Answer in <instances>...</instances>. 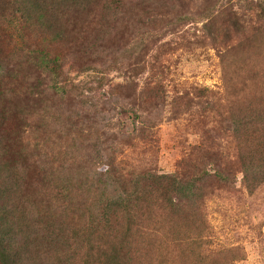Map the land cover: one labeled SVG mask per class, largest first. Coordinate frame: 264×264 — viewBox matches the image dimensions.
<instances>
[{
	"label": "rangeland",
	"instance_id": "1",
	"mask_svg": "<svg viewBox=\"0 0 264 264\" xmlns=\"http://www.w3.org/2000/svg\"><path fill=\"white\" fill-rule=\"evenodd\" d=\"M137 9L133 29L148 13L156 22L152 29H144L141 25L138 34L143 32L145 37H150L146 52L162 55L161 60L168 68L161 73L139 64L136 75L130 76L125 69L134 62L114 64L112 61L114 41L107 47L102 45L106 47L103 54L91 56L95 61L90 64L91 76L76 75L73 66L65 68L66 74H61L60 70L53 75L44 74L30 64L26 71H19L13 50L22 43L29 44L33 50L52 53V58L61 57L63 46L50 44V31H46L44 41L36 30L25 33L12 20L1 26L7 37L0 32V189L4 188L3 184L7 185L0 200L8 215V227L14 231L13 244L26 249V257L32 264H69L58 263L59 256L54 255L60 251L61 243H57L50 254L44 251L50 243L45 241V236L50 234L47 231L49 214L53 213L50 220L58 229L52 236L63 231L68 239L71 236L76 240L72 230L77 224L83 227L93 224L95 228L104 225L102 210L107 205L106 200L111 198V190L106 185L105 196L94 191L97 181L94 166L89 162L99 149L98 144L105 142L102 148H107L115 135L118 138L113 144L117 149L116 169L128 176L135 177L136 173L146 171L172 174L175 170L187 175L195 166L214 175L216 165L234 168L235 188L239 193L234 191L226 196L216 193L206 200L214 233L211 241L217 247H240L242 259L234 264H264V186L248 196L242 175L237 172L240 152L235 147L238 142L233 136L225 138L222 135H214L211 142L204 133L220 128L223 120L228 121L227 100L243 83L232 70L228 71L232 75L230 81L225 78L224 71L228 69H224L227 67L220 54L234 59L237 50L229 47L226 50L224 40H219L223 36L222 22L236 18L255 22L260 16L262 19L264 0H157L152 10L142 4ZM113 16L106 14L110 20ZM92 26L94 24L90 31ZM233 37L236 40L234 34ZM96 71H105L109 78L104 94L101 90L87 92L96 82L93 75ZM65 77H68L67 82L83 81V92L75 89L66 96L58 92L53 85L63 83ZM127 81L136 89L164 84L168 102L182 93L187 98H195L196 88H205L214 92L207 96L211 103L214 102V112L199 121L193 112L184 114V101H180L176 108L167 106L159 113L152 110L150 121L145 123V132H141V123L135 122L133 114L126 110L130 107L128 101L118 98L126 95L125 92L119 94L118 86ZM27 85L35 92L34 96L24 95ZM198 109L204 114L205 108ZM177 114L181 116L176 117ZM88 163V173L81 177L85 169L80 166ZM66 165L76 170L67 173L63 169ZM55 179L56 186L50 183ZM62 190L74 194L71 196L75 198L71 200L65 195L57 205L54 202ZM52 205L57 208L51 212ZM159 207L153 212L174 230V220L165 215L167 209L162 204ZM70 245L73 247V242ZM68 251L67 248L64 254ZM37 253H42V257L49 255L55 262H46ZM75 256L70 257L72 264H81V257Z\"/></svg>",
	"mask_w": 264,
	"mask_h": 264
},
{
	"label": "trees",
	"instance_id": "2",
	"mask_svg": "<svg viewBox=\"0 0 264 264\" xmlns=\"http://www.w3.org/2000/svg\"><path fill=\"white\" fill-rule=\"evenodd\" d=\"M156 3L157 0H0V32L6 36L1 26L12 20L25 33L36 30L44 41L47 39L46 31H50V44L63 46L61 57L52 58V53L33 50L29 44L22 43V46L13 50L19 71H26L30 64L37 72L53 75L58 70L63 74L67 66H73L76 75L91 76L90 64L95 62L91 56L94 53L103 54L107 44L114 41L112 61L114 64L120 61L134 62L129 65V69H125L130 76L136 75V66L139 64H143V68L148 66L152 72L156 69L161 73L162 69L168 68L164 60H161L162 55L159 53V56H153L146 52L150 37H145L143 32L138 34L141 25L144 29H152L156 23L153 15L148 13L133 29L138 6L142 4L152 10ZM107 13L114 15L112 20L106 18ZM91 24L94 26L90 31ZM222 27L223 36L219 40H224L226 50L228 47L237 50L235 61L226 54H220L225 60L223 65L227 67L224 69H228L224 71L225 78L230 81L232 75L228 71L232 70L234 75L242 78L243 83L227 100L228 121L223 120L220 128H211L204 133L211 142L217 135L225 138L233 136L238 142L235 147L240 152L237 172L242 175L244 189L250 196L264 186V17L261 19L260 16L255 22L237 18L231 22L223 21ZM103 44L106 47H102ZM93 75L96 82L93 87L87 88V92L101 90L104 94V87L109 83L107 73L96 71ZM53 80L56 81L55 78ZM67 80L68 77H65L63 83H56L53 87L64 96L72 94L75 89L83 92V81L73 83ZM29 89L30 85H27L24 95L34 96L35 92ZM196 89L195 98H187L182 93L168 102L169 95L164 84L136 89L132 82L127 81L118 86L119 94L125 92L126 95L118 98L128 101L130 107L126 110L133 114L135 122L141 123V132H145V123L150 121L152 110L159 113L167 106L176 108L180 101H184V114L193 112L199 121L214 112V102L211 103L207 98L214 92L205 88ZM36 93L39 95L38 91ZM198 107L205 108L204 114L199 112ZM117 141L118 138L113 135L110 145L105 149L102 148L105 142H100L99 149L89 162L94 166L97 181L94 191L105 196L104 188L106 190L109 187L111 190V198L106 200L107 205L102 210L104 225L98 223L101 228H95L93 224L84 227L77 224L72 230L76 240L71 236L68 239L69 236L63 231L52 236L58 229L57 225H52L50 216L53 213H50L47 226L50 234L45 236V241L50 242L44 250L47 254L57 243H61L63 247L60 245V251L54 253L59 256L58 263L72 264L70 257H81L78 253L82 255L81 264H234L242 259V251L238 246H213L211 240L214 233L206 201L209 195L218 193L226 196L238 191L235 188L234 168L216 165L217 171L212 175L195 166L187 175L177 170L172 174L146 171L132 177L116 169L117 149L113 144ZM89 163L80 166V169H85L81 177L88 173L86 167ZM63 169L70 174L76 170L68 168V165ZM50 183L56 186L58 182L55 179ZM5 185L0 189V199ZM65 195L71 200L75 198L71 196L74 194L62 190L54 203L58 205V201L64 199ZM160 204L167 209L166 217L174 220V230L170 229L164 218H159L153 212L154 208H160ZM57 205H52L51 212ZM7 218L5 206L0 200V264H32L26 257V249L14 246V231L8 227ZM72 242L73 247L70 245ZM210 245L212 249H209ZM67 248L69 251L66 255L64 251ZM37 254L46 262H55L49 259V255L42 257V253Z\"/></svg>",
	"mask_w": 264,
	"mask_h": 264
}]
</instances>
